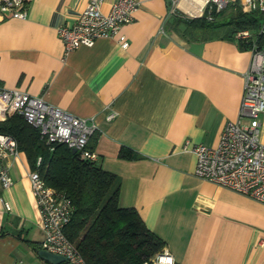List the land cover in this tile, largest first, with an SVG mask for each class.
Segmentation results:
<instances>
[{
	"label": "crops",
	"instance_id": "crops-1",
	"mask_svg": "<svg viewBox=\"0 0 264 264\" xmlns=\"http://www.w3.org/2000/svg\"><path fill=\"white\" fill-rule=\"evenodd\" d=\"M87 1L25 0V18L0 19V87L95 121L92 149L120 179L118 204L137 210L177 264H264V202L197 177L184 149L217 146L228 120L247 123L238 110L250 51L226 26L187 37L174 25L175 11L198 16L203 0H176L173 11L171 0H138L119 31L126 47L114 36L66 51L58 28ZM259 121L264 143V113ZM123 147L133 156L120 157ZM29 170L20 152L12 184L0 186V264H52L38 254L44 230Z\"/></svg>",
	"mask_w": 264,
	"mask_h": 264
},
{
	"label": "built area",
	"instance_id": "built-area-1",
	"mask_svg": "<svg viewBox=\"0 0 264 264\" xmlns=\"http://www.w3.org/2000/svg\"><path fill=\"white\" fill-rule=\"evenodd\" d=\"M172 9L176 0H171ZM104 0H88L72 24L58 28L66 51L80 45L91 46L100 37H117L121 47L128 45L123 33V24L133 18L138 0H114L103 10ZM204 6L215 10L224 9L229 0H203ZM243 11H259L264 15V0H238ZM202 12L199 14L201 15ZM26 17L25 0H0V19ZM208 19H211L208 16ZM264 31V26L260 28ZM251 30H238L234 38L251 39ZM250 60L242 73V96L239 119L228 120L215 147L196 143L185 150L195 155L193 173L204 180L247 195L264 202V143L260 140L259 115L264 113V47L254 42ZM17 113L39 129L46 143H64L74 148L81 158L96 161V152L88 146L89 140L98 129L97 123L88 118L73 115L46 102L41 96L31 95L18 88L0 87V120ZM114 113L106 118L110 120ZM17 142L10 134L0 133V186L13 182L9 169L19 156ZM40 158L37 160L39 164ZM31 191L41 216L44 238L42 248L65 257L62 264H87L73 242L65 235L73 206L69 197L47 185L37 169L27 172ZM260 243L264 245V240ZM151 264H177L173 255L162 247L150 259ZM144 264H147L145 262Z\"/></svg>",
	"mask_w": 264,
	"mask_h": 264
},
{
	"label": "trees",
	"instance_id": "trees-1",
	"mask_svg": "<svg viewBox=\"0 0 264 264\" xmlns=\"http://www.w3.org/2000/svg\"><path fill=\"white\" fill-rule=\"evenodd\" d=\"M173 23L182 24L187 37L226 26L227 37L234 38L238 30L249 29L251 39L234 38L239 48L248 50L254 42L264 47V31H260L264 15L243 11L238 3H228L218 11L206 6L198 16L175 11ZM0 133L14 137L29 168L37 169L47 185L70 198L73 210L64 232L87 264H151L164 241L148 229L134 207L118 204L120 179L116 174L103 169L97 160L81 158L64 143H46L39 129L17 113L0 120ZM94 142L89 140L88 146L92 148ZM119 156L130 158L133 153L123 147Z\"/></svg>",
	"mask_w": 264,
	"mask_h": 264
},
{
	"label": "water",
	"instance_id": "water-1",
	"mask_svg": "<svg viewBox=\"0 0 264 264\" xmlns=\"http://www.w3.org/2000/svg\"><path fill=\"white\" fill-rule=\"evenodd\" d=\"M72 152H75L76 150L74 148L71 149ZM38 254L41 258L49 261L52 264H58L65 260V257L62 255H59L57 253L50 252L46 249H40L38 251Z\"/></svg>",
	"mask_w": 264,
	"mask_h": 264
}]
</instances>
